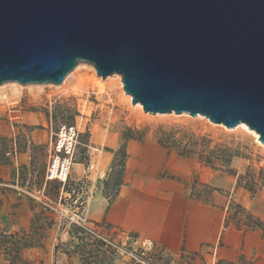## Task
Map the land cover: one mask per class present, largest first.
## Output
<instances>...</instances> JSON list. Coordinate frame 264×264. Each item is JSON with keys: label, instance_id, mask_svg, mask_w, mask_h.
<instances>
[{"label": "rangeland", "instance_id": "1", "mask_svg": "<svg viewBox=\"0 0 264 264\" xmlns=\"http://www.w3.org/2000/svg\"><path fill=\"white\" fill-rule=\"evenodd\" d=\"M113 76L80 62L57 86H0V234L7 236L0 247L11 250L0 264H264V144L239 126L146 113ZM131 140L194 168L186 181L192 195L209 201L217 191L224 214L217 248L171 255L116 240L94 219L99 200L110 204L126 181ZM213 171L218 184L202 185Z\"/></svg>", "mask_w": 264, "mask_h": 264}, {"label": "water", "instance_id": "2", "mask_svg": "<svg viewBox=\"0 0 264 264\" xmlns=\"http://www.w3.org/2000/svg\"><path fill=\"white\" fill-rule=\"evenodd\" d=\"M119 74L150 114L245 124L264 144V0H0V86Z\"/></svg>", "mask_w": 264, "mask_h": 264}, {"label": "crops", "instance_id": "3", "mask_svg": "<svg viewBox=\"0 0 264 264\" xmlns=\"http://www.w3.org/2000/svg\"><path fill=\"white\" fill-rule=\"evenodd\" d=\"M111 159L105 155L100 162L106 166ZM192 169L168 149L131 140L126 181L110 204L99 200L94 219L122 242L132 239L136 245L153 246L171 255H207L218 247L223 234L222 202L217 191L209 201L192 195V184L186 182ZM211 173L209 179L201 180L202 185L218 184L220 176Z\"/></svg>", "mask_w": 264, "mask_h": 264}, {"label": "trees", "instance_id": "4", "mask_svg": "<svg viewBox=\"0 0 264 264\" xmlns=\"http://www.w3.org/2000/svg\"><path fill=\"white\" fill-rule=\"evenodd\" d=\"M0 159H5V158H4V156L0 155ZM67 162L68 161H65L64 164H66ZM58 163H59V157H56V162H55V166H54V169H53L54 172L57 170ZM61 176L63 177V179L64 178H67L66 172H65V169L64 168H63V172H62V175ZM1 238H4L5 239V238H7V236L6 235H3V234H0V240H1ZM0 243H1V241H0ZM1 246H4V245H1ZM0 250H1L0 257L2 255V251H3V254L6 253L8 256H10L9 255L10 252H7V251H11V250H8L7 248H1V247H0Z\"/></svg>", "mask_w": 264, "mask_h": 264}, {"label": "bare ground", "instance_id": "5", "mask_svg": "<svg viewBox=\"0 0 264 264\" xmlns=\"http://www.w3.org/2000/svg\"><path fill=\"white\" fill-rule=\"evenodd\" d=\"M113 77H118V78H119L120 83L122 84L123 89H124V84H123V82H122V77H121L119 74H118V75H115V74H114ZM128 96H129L130 101L132 102V97H131L130 95H128ZM137 106L140 107L141 109L143 108L141 104H138ZM184 114H186V113H184ZM198 117L210 121L209 119H207V118H205V117H203V116H198ZM222 126H223V125H222ZM238 126L244 128V129H246L247 131H249L251 134L254 135V137L256 138V140L259 141V140H258V139H259V135H258L256 132L250 130L245 124H240V125H238ZM238 126H237V127H238ZM259 142H260V141H259ZM260 143H261V142H260ZM261 144H262V143H261Z\"/></svg>", "mask_w": 264, "mask_h": 264}, {"label": "built area", "instance_id": "6", "mask_svg": "<svg viewBox=\"0 0 264 264\" xmlns=\"http://www.w3.org/2000/svg\"><path fill=\"white\" fill-rule=\"evenodd\" d=\"M147 249H148V248H147ZM145 254H146V252H143V253H142V255H145ZM129 256L137 257V256H135V254H134L133 252H131Z\"/></svg>", "mask_w": 264, "mask_h": 264}]
</instances>
